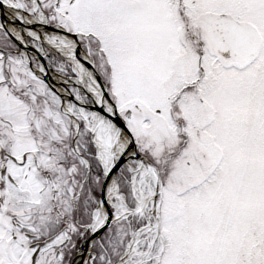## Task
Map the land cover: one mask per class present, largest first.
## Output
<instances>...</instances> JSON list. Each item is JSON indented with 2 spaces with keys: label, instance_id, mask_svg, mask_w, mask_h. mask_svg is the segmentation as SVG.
I'll return each mask as SVG.
<instances>
[{
  "label": "snow or ice",
  "instance_id": "6c2138e0",
  "mask_svg": "<svg viewBox=\"0 0 264 264\" xmlns=\"http://www.w3.org/2000/svg\"><path fill=\"white\" fill-rule=\"evenodd\" d=\"M0 264H264V0H0Z\"/></svg>",
  "mask_w": 264,
  "mask_h": 264
}]
</instances>
